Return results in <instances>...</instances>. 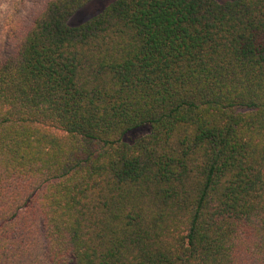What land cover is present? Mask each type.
Listing matches in <instances>:
<instances>
[{
    "label": "trees",
    "instance_id": "1",
    "mask_svg": "<svg viewBox=\"0 0 264 264\" xmlns=\"http://www.w3.org/2000/svg\"><path fill=\"white\" fill-rule=\"evenodd\" d=\"M91 1L0 24V264H264V0Z\"/></svg>",
    "mask_w": 264,
    "mask_h": 264
},
{
    "label": "rangeland",
    "instance_id": "2",
    "mask_svg": "<svg viewBox=\"0 0 264 264\" xmlns=\"http://www.w3.org/2000/svg\"><path fill=\"white\" fill-rule=\"evenodd\" d=\"M116 0H93L87 5H85L82 9H80L70 20L71 26H79L89 21L99 13H101L107 6ZM220 3H224L228 0H217ZM17 3V7H15ZM17 0L14 3V0H0V24L3 22L12 23L14 17H20L21 21H24L28 16L31 9H35V5L39 4V2L34 0H28L24 4ZM18 8V9H16ZM148 130H142L140 133L134 134V138L140 137L143 133H147Z\"/></svg>",
    "mask_w": 264,
    "mask_h": 264
}]
</instances>
